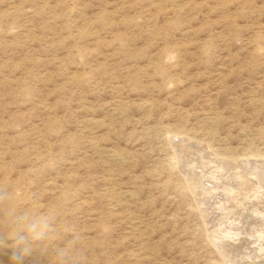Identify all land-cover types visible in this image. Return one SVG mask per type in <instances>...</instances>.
I'll return each instance as SVG.
<instances>
[{
    "label": "rangeland",
    "instance_id": "374dc122",
    "mask_svg": "<svg viewBox=\"0 0 264 264\" xmlns=\"http://www.w3.org/2000/svg\"><path fill=\"white\" fill-rule=\"evenodd\" d=\"M0 264H264V0H0Z\"/></svg>",
    "mask_w": 264,
    "mask_h": 264
},
{
    "label": "bare ground",
    "instance_id": "6f19581e",
    "mask_svg": "<svg viewBox=\"0 0 264 264\" xmlns=\"http://www.w3.org/2000/svg\"><path fill=\"white\" fill-rule=\"evenodd\" d=\"M215 161H219V159L218 160H215ZM223 162V161H222ZM220 163V162H219ZM226 164V163H225ZM222 166V165H221ZM252 177V176H251ZM197 178V177H196ZM194 179V178H193ZM196 182V181H195ZM258 223V222H257ZM255 224V223H254ZM259 224V223H258ZM257 225V224H256ZM239 228V227H238ZM255 228V227H254ZM222 229V228H221ZM224 230V229H223ZM246 243V242H245ZM222 244H224V243H222ZM249 247V246H248ZM247 248V247H246ZM224 249V248H223ZM226 249V248H225ZM227 250V249H226ZM258 251V250H257ZM245 259V258H244ZM255 260V259H254ZM252 261V260H251Z\"/></svg>",
    "mask_w": 264,
    "mask_h": 264
},
{
    "label": "clouds",
    "instance_id": "9594fccd",
    "mask_svg": "<svg viewBox=\"0 0 264 264\" xmlns=\"http://www.w3.org/2000/svg\"><path fill=\"white\" fill-rule=\"evenodd\" d=\"M15 258H16L17 260L21 259V257H20L19 254H16Z\"/></svg>",
    "mask_w": 264,
    "mask_h": 264
}]
</instances>
